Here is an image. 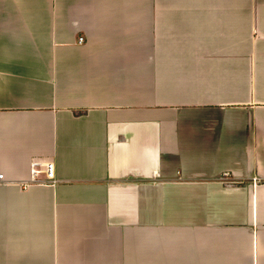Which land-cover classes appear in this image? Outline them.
Listing matches in <instances>:
<instances>
[{
  "label": "crops",
  "instance_id": "0c3cea01",
  "mask_svg": "<svg viewBox=\"0 0 264 264\" xmlns=\"http://www.w3.org/2000/svg\"><path fill=\"white\" fill-rule=\"evenodd\" d=\"M0 174V264H264V0H0Z\"/></svg>",
  "mask_w": 264,
  "mask_h": 264
},
{
  "label": "built area",
  "instance_id": "2783aa9c",
  "mask_svg": "<svg viewBox=\"0 0 264 264\" xmlns=\"http://www.w3.org/2000/svg\"><path fill=\"white\" fill-rule=\"evenodd\" d=\"M82 38H79L81 41ZM1 178V174H0ZM30 183H48L53 184L56 182L55 166L50 160L35 159L29 164V178Z\"/></svg>",
  "mask_w": 264,
  "mask_h": 264
}]
</instances>
